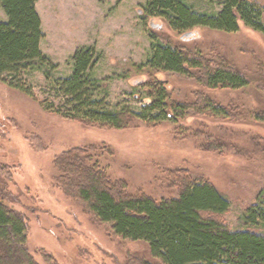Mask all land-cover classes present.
<instances>
[{
    "label": "rangeland",
    "instance_id": "374dc122",
    "mask_svg": "<svg viewBox=\"0 0 264 264\" xmlns=\"http://www.w3.org/2000/svg\"><path fill=\"white\" fill-rule=\"evenodd\" d=\"M264 6V0H257ZM199 11L217 3L190 0ZM147 0H40L42 52L58 65L55 79L72 74L71 59L85 47L101 61L94 69L111 109H139L135 96L153 78L176 101L192 106L178 122H134L124 130L70 120L58 113L65 97L44 71L27 72L14 87L0 81V198L26 221L27 247L38 264H137L155 262L144 242L116 236L63 186L59 159L84 152L122 193L158 201L177 197L183 181L212 183L230 202L220 217L230 229L244 227L245 211L264 190V36L241 25L227 34L205 28L189 37L145 16ZM6 15L0 6V21ZM226 59L251 80L240 90H209L194 77L137 72L154 39ZM210 99L229 111L218 118L198 111ZM233 112V113H232ZM259 116V117H258ZM98 168V167H96ZM74 173V172H72ZM68 176V175H67ZM115 189V190H116Z\"/></svg>",
    "mask_w": 264,
    "mask_h": 264
},
{
    "label": "trees",
    "instance_id": "16d2710c",
    "mask_svg": "<svg viewBox=\"0 0 264 264\" xmlns=\"http://www.w3.org/2000/svg\"><path fill=\"white\" fill-rule=\"evenodd\" d=\"M39 1L0 0L6 15L0 21V81L10 79L18 87L27 72L44 71L65 97L59 114L115 130H124L137 121L149 125L178 122L193 109L173 99L165 84L153 78L143 86L145 96H135L141 102L138 110L125 105L110 110L97 94L104 89L94 75L101 54L91 47L75 52L70 76L55 79L52 74L58 65L41 50L44 32L36 8ZM202 1L217 3L219 9L199 11L190 0H147L145 16L162 20L177 34L197 28L234 34L244 25L264 36V6L257 0ZM136 71L188 77H194L195 71L197 81L209 90L235 91L251 84L248 75L226 59H209L201 51L157 38L147 62L138 65ZM196 104L200 113L231 117L227 109L208 98ZM86 152H82L84 158L75 152L57 161L62 173L66 172L63 186L116 236L148 245L155 262L142 260L137 264H264V190L243 214L244 227L233 230L220 220L231 204L212 183L183 181L177 197L160 201L146 195L131 196L111 186L99 164ZM27 231L23 217L0 198V264H38L27 247Z\"/></svg>",
    "mask_w": 264,
    "mask_h": 264
},
{
    "label": "water",
    "instance_id": "95a60500",
    "mask_svg": "<svg viewBox=\"0 0 264 264\" xmlns=\"http://www.w3.org/2000/svg\"><path fill=\"white\" fill-rule=\"evenodd\" d=\"M190 35H191V33H186V34H184L183 37H189Z\"/></svg>",
    "mask_w": 264,
    "mask_h": 264
}]
</instances>
